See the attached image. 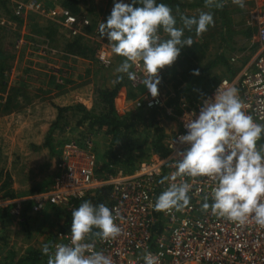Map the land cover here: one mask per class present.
<instances>
[{"label":"rangeland","instance_id":"1","mask_svg":"<svg viewBox=\"0 0 264 264\" xmlns=\"http://www.w3.org/2000/svg\"><path fill=\"white\" fill-rule=\"evenodd\" d=\"M16 1L5 0V6L0 3V51L4 56L6 69L4 81L0 78V120L11 115L22 114L24 116L23 119H15L7 126L0 127V200L4 201L6 199H2L1 196L8 190L3 188L5 183H10L9 189L18 193L24 191L22 185L31 186L33 184L34 186L51 178V182L54 181L55 169H51L52 165L48 166L52 163L49 150L46 148L30 149L27 145L31 142L30 140L41 142L40 144L44 142V136L57 119V110H54L51 103L64 107L82 104L93 114L100 115L107 109L99 97V92L112 87L116 77L123 75L125 89L119 94L118 110L141 112L134 105L138 92H133L126 74L116 72V68L125 58L114 54L107 38L95 31L100 23H106L114 2H119V0H79L81 14L77 16L81 19H89L92 26L81 30L77 36H73L59 21L38 14H28L26 17H18V20L14 19L13 4ZM39 1L47 9L65 8L62 6L64 0ZM187 3L190 11L194 13L190 16L198 17L201 12L210 11L215 23L214 26H209L208 31L201 36H196L195 31L184 32L182 39L190 36L194 43L191 47L185 46L181 49V57L187 52H198L194 62L196 67L206 76L207 80H214L215 84L224 78H232L235 72L240 73L244 68L249 67L250 60L256 52L253 53L249 49V44L245 40L247 38L245 34L246 15L243 8H207L205 0H192ZM161 30L159 34L162 39H167V34ZM102 46L107 49L111 60L108 66L101 65L97 58ZM81 51L86 52V55L78 53ZM238 55H242L241 59ZM236 61H239L238 64L241 63L239 65L243 67L241 71L233 69L235 66L233 62ZM161 71L164 74V68ZM165 77L163 78L162 75L159 86L163 91L175 92L170 89L171 86ZM83 88H87L86 95H92V97L82 96V101L76 102L79 100L76 99L74 92ZM142 90L147 91L145 87ZM174 105L178 110V104ZM80 120L79 112L65 113L60 129H56L54 133V144L57 150L67 141L77 142L84 147V140L91 138L93 149L101 165L104 162V155L110 149L111 137L104 131L89 128L87 124L79 126ZM162 121L161 126L165 129L166 138V135L177 125L176 122L166 118ZM26 132H33L34 135L30 133L29 136L24 137L22 133L25 135ZM154 132L153 128L143 126L135 134L134 146L129 154L133 162L131 165L137 166L140 162L152 157L154 153L152 144L156 138ZM19 137L27 142L22 143L18 139L13 141L14 138ZM16 156L24 157H19L17 160ZM26 156H30L29 160L33 163L32 165L25 164ZM130 166L118 168L129 172ZM35 169L41 172L37 174ZM4 173L8 174L9 179L6 180ZM24 175L30 178L25 176L23 180L21 176ZM30 203L29 201L21 203L23 214L20 218L13 213L16 206L14 205L11 209V217L5 221L0 220V256L8 264H17L30 251L42 252V245L45 243L50 245L51 252L55 234L64 229L67 206L59 208L50 206L43 212H34L31 210ZM47 260L48 256H45V263L42 262V264H47Z\"/></svg>","mask_w":264,"mask_h":264},{"label":"built area","instance_id":"2","mask_svg":"<svg viewBox=\"0 0 264 264\" xmlns=\"http://www.w3.org/2000/svg\"><path fill=\"white\" fill-rule=\"evenodd\" d=\"M244 2L243 12L247 27L252 31V42L259 46L257 55L241 74L220 80L196 107L190 108L181 101L176 110L171 103L176 93L163 91L159 85V95L153 98L148 90H142L145 87L140 82L144 76L142 62L131 69L137 74L135 81L129 80L132 88L138 92L134 102L136 109L159 110L162 119L176 122L177 127L164 140L166 156L153 153L150 159L140 162L134 171L119 169L114 175L104 178L97 172L99 159L92 139H85L84 147L77 142L67 141L59 148L56 175L50 187L27 197L0 200V207L16 205L13 213L20 218L23 214L21 203L24 201L31 202L34 212H43L47 207H65L90 192L108 188L106 206L113 210L116 217L114 222L122 229L121 235L107 241L91 236L85 242L92 243L96 251L110 256L113 264H145L143 257L146 253L157 258L156 264H264V228L251 218L245 225H240L213 214L211 208L203 209L205 202L213 203L211 193L215 181L208 177L172 178L177 171L175 162L182 159L179 153L190 147L179 139L187 134L186 121L198 117L204 100L214 99L219 87L236 88L245 105L244 111L256 123L264 124V0ZM235 7L241 8L232 0H225L223 8ZM28 14L59 21L73 36L92 26L89 19H81L62 7L47 9L39 0L14 2V17H26ZM95 31L99 33V27ZM100 50L98 61L108 66L111 60L107 49L102 46ZM162 75L160 70V78ZM257 147L260 148V140ZM164 177H168V180L161 184ZM182 182L190 185L189 205L182 211L175 208L156 211L154 206L159 195L171 183ZM93 232L96 231L93 229ZM70 242L71 227L58 231L50 253H54L56 244L67 245ZM0 264L8 262L0 256Z\"/></svg>","mask_w":264,"mask_h":264},{"label":"clouds","instance_id":"3","mask_svg":"<svg viewBox=\"0 0 264 264\" xmlns=\"http://www.w3.org/2000/svg\"><path fill=\"white\" fill-rule=\"evenodd\" d=\"M232 3L245 7L244 0H232ZM137 4L140 6H135ZM224 6L225 0H205L207 8ZM181 20L183 27H176L172 9L156 0L114 2L106 23H100L99 32L107 38L111 51L125 58L116 72L135 81L137 74L131 69L142 62L144 76L140 82L153 98L158 97L160 70L173 65L181 49L194 43L190 36L182 39L184 30L192 31L195 27L196 36H201L215 23L210 11L201 12L198 17L181 15ZM161 29L167 39L159 34ZM193 75H199V70H194ZM123 79L124 76L119 75L113 83ZM244 108L234 87H219L214 99L204 100L198 117L185 123L187 134L179 139L190 147L179 153L182 159L175 162L177 171L172 178L212 179L216 182L211 193L213 203L205 202L204 210L211 208L213 214L240 225L251 218L264 228V145L257 147L264 134V124L256 123ZM166 180L168 177L160 183ZM189 191L187 182L171 183L157 198L155 210L182 211L190 203ZM71 215L70 244H56L54 253H50L49 244L42 245V254L48 256L47 264H113L110 256L85 242L91 236L107 241L121 235L122 229L114 222L113 210L104 204L85 201L73 209ZM93 229L99 231L93 232ZM143 259L145 264H156L157 258L146 253Z\"/></svg>","mask_w":264,"mask_h":264},{"label":"trees","instance_id":"4","mask_svg":"<svg viewBox=\"0 0 264 264\" xmlns=\"http://www.w3.org/2000/svg\"><path fill=\"white\" fill-rule=\"evenodd\" d=\"M62 6L69 9L73 14L79 15L81 14V7L79 0H64ZM125 3H131L132 0H124ZM156 2L164 3L168 5L171 9L173 14H177L176 20L177 24L176 27L182 28L183 23L181 20V15L183 14V10L188 7V4L186 5L181 0H156ZM0 3L5 6V0H0ZM135 6H140L139 4ZM178 9V11H177ZM225 9V8H223ZM187 17H192L188 15H184ZM17 19L18 18H14ZM96 23V22H94ZM94 28V26H93ZM195 31V28L193 27L192 31ZM184 32H189L187 29L184 30ZM73 46L76 44H72ZM71 45V46H72ZM73 52V51H72ZM75 52V51H74ZM80 54H85L86 52H78ZM198 52H187L185 54L178 57V59L173 63L171 66H165L163 78L165 77L173 91L176 92V98L171 101L172 104H178L179 102H183L190 108H194L197 106L201 98H204L207 96L209 91L216 85L214 80H207L206 76L203 73L199 72V75H193L194 70H198V67L195 65V60L197 59ZM5 62H4V56L1 54L0 51V78L2 81H4V73H5ZM165 75V76H164ZM165 85V84H162ZM124 81L120 83H115L112 87L106 88L104 90H101L99 92V97L106 105V112H103L100 115H95L89 110H87L82 104H75L71 106H59L55 104L53 105L55 108L54 110H57V119L51 124L50 128L48 129V132L44 136V142L38 146L33 142L28 143V147L30 149L40 150V149H48L50 153V157L53 159H57L58 155L60 154V151L57 150L55 144H54V133L56 129H60V124L63 121L64 114L76 111L81 114V120L79 122V126H85L86 124L89 126V128L94 129L96 128V131H104L107 135L111 137V144L110 149L106 152L104 155V162L103 164H99L98 167V175L102 176L104 178H108L111 175H114L118 167H124V166H130L133 164L131 159L129 158V154L133 149V139L135 134L138 132V130L141 127L146 128H153L155 130V139L153 141V152L157 153L161 156H166L167 149L164 144L165 140V129L163 126H161L162 121V112L159 110H146V109H140L141 112L132 110V112H124L119 111L117 107V101L119 94H121L124 91ZM130 87L133 92L137 93L135 89L132 88L131 84ZM182 89H179L181 88ZM146 89V88H145ZM24 117L22 114L18 115H11L8 118H5L3 120H0V127H5L9 122H12L15 119ZM23 119V118H22ZM9 130L6 128V132ZM12 138L10 137V140ZM18 138H14L13 141L17 140ZM20 141V139H18ZM22 140V138H21ZM22 143H26V140L20 141ZM66 142V141H65ZM12 144V142L10 143ZM264 145V134H262V138L260 139V147ZM20 149V148H19ZM29 150V149H28ZM25 151H27V148H25ZM52 165V163H49V167ZM124 165V166H123ZM138 166V165H137ZM135 165H131L128 169L129 172L134 171L137 167ZM132 168V169H131ZM6 176V180L9 179L7 177V173H4ZM1 176V175H0ZM48 181V182H47ZM52 178L50 180H46L44 183L39 182L38 184H35L30 190L27 192H21L17 193L14 192V190L9 189L10 183H5L3 188L8 189L4 193L3 196H1L2 199L6 200H13L18 197L22 196H29L33 195L35 193L43 191L49 184L52 182ZM11 182V179H10ZM109 189H99L93 192L88 193L85 197L81 199L73 200L69 203L67 206L66 211V221L64 229H67L71 227L72 222V210L76 209L85 201L91 202L93 205H99L104 204L106 205V199ZM13 208L12 205L3 206L0 207V220L5 221L11 217V209ZM160 224L158 225V230L160 229ZM96 232L99 231V229H94ZM44 255L41 251H30L27 253L26 256L21 258L17 264H42L44 262ZM45 263V262H44Z\"/></svg>","mask_w":264,"mask_h":264},{"label":"crops","instance_id":"5","mask_svg":"<svg viewBox=\"0 0 264 264\" xmlns=\"http://www.w3.org/2000/svg\"><path fill=\"white\" fill-rule=\"evenodd\" d=\"M182 2H184L186 5L188 4L187 2L188 1H192V0H181ZM188 7H189V5H188ZM186 8V9H184L183 10V14L184 15H188V16H190V15H194V13L192 12V11H190V9L189 8ZM231 9H233V8H231ZM238 11V10H237ZM174 16H176L177 14H173ZM19 20H21V19H19ZM246 32H245V34H246V36H247V38H245V40L248 42V44H249V49L253 52V53H255L256 52V55H257V52H258V49H259V46L258 45H256V44H254L253 42H252V31L247 27V23H246ZM161 32H163V30H161ZM249 34V35H248ZM248 49V48H247ZM242 51V50H241ZM240 52V51H239ZM256 55L255 56H253V59L252 60H250V62L252 63L253 62V60H254V58L256 57ZM239 56V55H238ZM240 56H242V55H240ZM239 56V58L241 59V57ZM238 58V57H237ZM239 62V61H238ZM238 62L236 61V62H233V65H235V66H233V69L234 68H236V71L237 70H240L241 71V69L243 68V67H240L239 65L241 64V63H239L238 64ZM251 63H250V65H251ZM236 64H238V65H236ZM242 66H243V64H242ZM248 68V67H247ZM244 69H246V68H244ZM242 72H235L234 74V76H232V77H236V76H238L239 74H241ZM86 89L87 88H83V89H79V90H76L74 93H76L75 95H76V99H78L79 101H76V102H80V101H82V96H84V97H88V98H91L92 97V95L91 96H87L86 95V93H85V91H86ZM30 133H32V135H34V133L33 132H26V134L24 135V133H22V135L24 136V137H26V135H30ZM38 135V134H37ZM40 136H38V138H39ZM18 139H20V141H22L21 140V138L19 137ZM69 139V137L67 138V140ZM31 142H33V143H35L36 145H41L40 143L41 142H34V140H30ZM32 152V151H31ZM19 157H21V158H23L24 156H16V158H17V160H18V158ZM29 157L30 156H26V158H24V161H25V164H30V165H32L33 163L32 162H30V160H29ZM49 158H51L50 156H49ZM10 159H11V156H10ZM33 159H35L34 158V156H33ZM12 160V159H11ZM16 160V161H17ZM21 160V159H20ZM32 160V159H31ZM46 161V160H45ZM51 162H52V168L51 169H55V172L54 173H56V160L55 159H53V158H51ZM17 168H18V166H16ZM22 169V168H21ZM24 169H26V168H24ZM23 170V169H22ZM43 170H47V169H43ZM41 171L39 170V169H35V173H40ZM25 176L26 175H24V176H21V178L23 179V180H25ZM26 178H30V177H28V176H26ZM23 180H22V182H23ZM22 189L24 190L23 192H27L28 191V189L30 190L32 187H33V184H31V186L30 185H26V186H23L22 185ZM48 187V186H47ZM46 187V188H47ZM45 188V189H46ZM22 192V191H21ZM21 192H18V193H21ZM25 196V195H24ZM24 196H22V197H24ZM30 205H31V203H30ZM29 205V206H30ZM106 206V205H105Z\"/></svg>","mask_w":264,"mask_h":264}]
</instances>
